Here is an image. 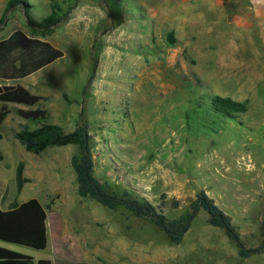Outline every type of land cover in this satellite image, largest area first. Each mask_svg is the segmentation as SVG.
<instances>
[{"label": "rangeland", "instance_id": "1", "mask_svg": "<svg viewBox=\"0 0 264 264\" xmlns=\"http://www.w3.org/2000/svg\"><path fill=\"white\" fill-rule=\"evenodd\" d=\"M14 1L0 5V38L22 29L63 51L29 81L33 94L47 95L39 103L49 107L47 122L66 131L87 126L101 183L149 201L170 219L203 190L246 247L262 244L264 0H55L61 21L49 32L32 31L28 22L47 19L52 0H16L8 8ZM214 96L248 100L249 110L213 117ZM19 120L0 125L3 164H23L29 182L19 201L37 198L47 208L58 253L61 242H76L81 247L71 252L94 264H264V253L241 259L204 210L175 245L124 208L82 199L71 166L78 147L28 152L13 133L39 124ZM5 248L54 258L50 246Z\"/></svg>", "mask_w": 264, "mask_h": 264}, {"label": "trees", "instance_id": "2", "mask_svg": "<svg viewBox=\"0 0 264 264\" xmlns=\"http://www.w3.org/2000/svg\"><path fill=\"white\" fill-rule=\"evenodd\" d=\"M224 2L226 0H223ZM17 1L9 3L8 8L15 6ZM58 4L51 3V15L41 23L28 22V27L46 32L61 21L57 12ZM7 8V10H8ZM168 42L173 46L175 39L169 35ZM64 53L52 43L38 38L27 36L23 31H14L8 39L0 40V77L7 79L24 78L43 67L62 58ZM45 97L32 94L23 86H0V101L34 106ZM249 110V101L239 102L229 97L214 96L210 99L209 113L218 118H236ZM10 113L7 105L0 110V124ZM18 115L25 120L38 123L39 126L31 129L23 126L15 133V138L28 152L40 154L49 148L74 145L78 152L71 159L77 183V193L82 199H91L109 210L117 211L120 208L132 213L136 218L143 219L156 226L175 245L182 243L184 236L190 230L193 220L201 210L208 214V224L221 228L226 236L238 248V256L247 259L252 255L264 253V238L258 247H246L240 234L227 215L216 202L201 190L189 204L188 210L179 217L170 219L164 212L147 200L140 201L131 198L128 192L122 195L113 193L107 184L95 176V162L92 152L91 135L86 125L77 126L73 131H66L61 125L47 122L46 109L19 110ZM2 135L0 134V139ZM4 157L0 152V161ZM17 191L20 192L29 179L23 175V164L17 168ZM178 207V201L173 202ZM47 208L37 199L16 205L7 210H0V240L11 244L26 246L35 250H45L48 246ZM0 264H52L50 260H39L33 257L0 247ZM77 264H92L79 262Z\"/></svg>", "mask_w": 264, "mask_h": 264}, {"label": "crops", "instance_id": "3", "mask_svg": "<svg viewBox=\"0 0 264 264\" xmlns=\"http://www.w3.org/2000/svg\"><path fill=\"white\" fill-rule=\"evenodd\" d=\"M3 1L4 0H0V5H2ZM6 9H7V5H6L4 10L6 11ZM16 30L23 31L29 37L46 40V39L41 38L39 36H34L33 34H30L29 32H27L25 30H22V29L11 30L5 36L0 38V40L8 39L10 37V35ZM46 41H48V40H46ZM62 58H60V59H62ZM53 63H51V64H49L47 66H50ZM47 66L43 67L42 69L46 68ZM42 69H40V70H38V71H36V72L24 77V78H19V79H7V78L0 77V86H23L24 88H26L27 90H29L33 94L34 93V88H33V85L30 83L29 80L30 79L32 80L35 77V75L39 71H41ZM40 96L46 97L47 95H40ZM39 103H37L34 106H27V105H24V104H18V103H12V102L5 103V102H1L0 101V110L2 109V107L4 105H7V108L10 110V113L6 116V118L4 119V121L0 125H2L6 120L11 119L13 117L14 118H20L21 120H19V121H23L24 118L20 117L18 115V113H17L19 110L29 111V110H34V109H37V108H43V109H46L47 112H49V107L48 106L40 107ZM8 116L9 117L11 116V117L9 118ZM18 131L19 130H16L13 133L14 138H15V133L18 132ZM0 134L2 135L1 132H0ZM2 139H3V135H2V138L0 140H2ZM14 145L16 146L17 144H14ZM3 157H4V160L0 161V210L1 211H7V210L15 207L16 205H20V204L30 200L31 198L27 199L25 201H23L22 199L19 201V196L24 192V186H23V188L21 189L20 192L17 191L16 174H17V168H18V166L20 164L18 166H17V164H16V166L12 165V164H9V163L3 164V162H5V156L3 155ZM24 177L27 178V179L29 178L26 175H24ZM15 187H16V189H15ZM29 197H35V196H29ZM47 229H48V246H50V249L52 251V255H53L54 258H52V259L50 258V259H46V260H50L52 262V264H57V261L60 258L63 260V262H67V263H70V264L72 263V261L74 262L73 264H77L79 262L88 261L86 259H80L78 255H76V254L71 252V250H77L78 247H81V244H79V246H78V244L76 242L75 243L74 242H61L59 244L58 248H57V249L60 250V252L58 253L57 251H55V248H53V245L51 244V238H52L53 229H52V226H51V223H50L49 213H48V219H47ZM7 243L8 242H4V241L0 240V247L1 248L7 247ZM48 246H47V248H48ZM6 249H8V248H6ZM65 250H68V251L70 250V252H64ZM34 260L36 262H38L39 260H43V259H34ZM92 264H94V263H92Z\"/></svg>", "mask_w": 264, "mask_h": 264}]
</instances>
